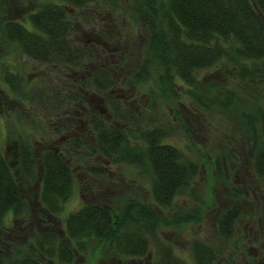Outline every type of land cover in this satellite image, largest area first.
I'll use <instances>...</instances> for the list:
<instances>
[{
  "label": "trees",
  "instance_id": "trees-1",
  "mask_svg": "<svg viewBox=\"0 0 264 264\" xmlns=\"http://www.w3.org/2000/svg\"><path fill=\"white\" fill-rule=\"evenodd\" d=\"M112 1L39 0L37 7L28 13L32 29L15 19L5 17L4 20L0 13V36L15 42L19 53L38 65L64 70L88 68L94 62V50L75 38L81 27L78 19L84 18L82 9ZM13 10L14 6L8 7L9 13ZM131 10L147 37L146 56L132 78L135 81L149 78L152 54L162 69L156 81L163 91L177 96L173 83L176 78L187 85L191 101L205 111L217 107L237 121L253 174L264 186V107L250 98L244 99L238 90L220 89L214 82L202 81L199 76L202 71L214 68L224 77L231 75L236 83L254 84L255 80H261L264 75V0H134ZM88 14L93 15L94 11ZM86 75L87 83L97 93L116 86L106 64L91 66ZM3 76L11 87L22 88L14 72L5 71ZM71 96L68 102L82 100L79 92ZM28 99L32 97L28 95ZM42 100L43 105H47L45 100L51 101L50 97ZM108 107L113 119L123 122L120 127L137 123L140 128L141 119H137V113L120 98L110 100ZM88 125L96 146L107 158L137 166L149 175L154 203L135 197L125 199L116 208L84 203L65 218L63 235L60 228L47 226L39 233L29 232L25 243L11 240L7 237L9 232L17 227V221L27 219L29 214L24 189L33 184L39 186L35 189L39 203L35 207L36 217L50 225L51 216L59 214L71 196L75 178L69 164V151L63 153L50 144L39 147L36 140L32 142L21 136L16 128L21 138L13 130L6 131L14 149L13 156L9 157L2 150L0 131V264H45V258L49 262L74 264L87 246L95 244L100 245L105 256L113 257L118 263L128 258H148L154 247L152 264H187L174 253L172 245L162 239L160 226L199 221V207L193 204L184 212L168 217L160 214L154 205L170 208L176 204L177 198L191 188L198 163L178 147L163 142L168 126L154 125L141 130L142 146L131 147L123 129L109 125L97 112L91 113ZM71 127L72 122H68L66 128ZM217 161L216 168H220L221 162ZM94 172L100 173V170L94 168ZM9 211L14 219L13 230H8L3 223ZM239 214V208L230 205L218 216L217 232L221 238L232 236ZM189 248L195 264H234L230 260H219L214 248L204 241L192 239ZM250 264L261 262L254 260Z\"/></svg>",
  "mask_w": 264,
  "mask_h": 264
},
{
  "label": "rangeland",
  "instance_id": "rangeland-1",
  "mask_svg": "<svg viewBox=\"0 0 264 264\" xmlns=\"http://www.w3.org/2000/svg\"><path fill=\"white\" fill-rule=\"evenodd\" d=\"M38 2L0 0L1 18L18 20L32 29L28 13L37 7ZM133 2L113 0L82 9L84 18L78 19L81 27L75 38L94 50V62L88 68L64 70L57 66L38 65L20 54L15 42L0 36V131L3 152L13 156L12 138L9 131L6 132L13 130L19 138L25 136L32 142L36 140L39 147L50 144L63 153L69 151V164L75 178L71 196L64 202L62 211L55 217L51 216L53 222L50 225L47 221H38L36 217L35 207L39 203L36 202L35 189L39 186L33 184L31 188L24 189L23 197L28 203L29 214L27 219L16 222V228L12 211L5 214L4 226L8 230L14 228L7 237L25 243V236L32 230L39 233L47 226L61 230L67 215L84 203L116 208L125 199L133 197L145 203H154L149 175L137 166L107 158L96 146L88 125L89 116L99 112L100 104L108 105L110 100L120 98L123 104L137 113V119H141L138 121L140 128H137V123L122 128V121L113 117L107 120L103 111L100 115L109 125L112 123L123 129L131 147L142 146L141 130L154 125L168 126L163 142L178 147L199 165L191 188L177 198L176 204L170 208L154 205L160 214L168 217L184 212L193 204L199 207V221L180 226L161 224L160 235L172 245L174 253L185 259L187 264H195L189 244L192 239H197L211 245L219 260H230L234 264H250L255 260L264 264V186L253 174L240 125L217 107L205 111L191 101L187 85L176 78L173 83L177 87V96L172 97L166 90L163 91L156 81L162 69L152 54V63L148 65L149 78L138 81L132 78V73L146 56L147 45V37L141 32L131 10ZM9 6H14V12H8ZM91 11H94L93 15L88 14ZM102 64L110 67L116 86L110 89L113 91L100 94L87 83L86 72L91 66ZM5 71L17 75L23 84L20 90L4 81ZM199 76L202 81L214 82L220 89L238 90L244 99L250 98L264 107V75L254 84L236 83L231 75L224 77L219 69L216 71L214 68L202 71ZM78 92L82 100L68 102L70 95H78ZM28 95L32 100H26ZM48 97L50 103L45 100L47 105H43L42 99ZM68 122H72L73 126L68 128L73 129L69 133L66 132ZM216 159L221 162L220 168H216ZM94 168L100 173H95ZM230 205H236L240 214L232 236L223 239L217 232V218ZM60 233L63 235L62 230ZM99 246H87L74 264H152L155 259L154 247H151L148 258H128L118 263L113 257L105 256ZM43 262L61 264L57 260L49 262L46 258Z\"/></svg>",
  "mask_w": 264,
  "mask_h": 264
},
{
  "label": "flooded vegetation",
  "instance_id": "flooded-vegetation-1",
  "mask_svg": "<svg viewBox=\"0 0 264 264\" xmlns=\"http://www.w3.org/2000/svg\"><path fill=\"white\" fill-rule=\"evenodd\" d=\"M110 91H113V90H110ZM103 97V96H102ZM98 111L99 112H97L99 115L101 114L100 113V111H103V112H105L104 114H105V116H106V118H107V120H110V119H112V117H113V114H112V112L109 110V107H108V105H104V103H102V104H100V107L98 106ZM103 116V115H102ZM104 118V117H103ZM105 119V118H104ZM106 120V119H105Z\"/></svg>",
  "mask_w": 264,
  "mask_h": 264
}]
</instances>
